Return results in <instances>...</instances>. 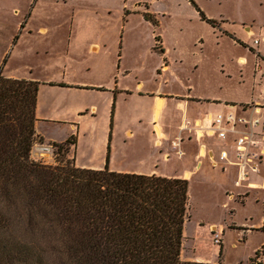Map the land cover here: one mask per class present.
Instances as JSON below:
<instances>
[{
    "label": "crops",
    "instance_id": "crops-1",
    "mask_svg": "<svg viewBox=\"0 0 264 264\" xmlns=\"http://www.w3.org/2000/svg\"><path fill=\"white\" fill-rule=\"evenodd\" d=\"M209 1L228 2L0 0V76L39 83L35 135L48 149L37 155H52V145L72 139L69 154L78 167L181 178L199 189L200 204L188 188L183 261L264 264V42L254 44L264 34V0H239L238 14L235 7L215 12ZM210 26L253 55L233 58L240 75L235 96L204 92ZM220 113L260 118L252 187L238 184L236 141L244 124L225 140L184 128ZM178 136L181 156L172 144Z\"/></svg>",
    "mask_w": 264,
    "mask_h": 264
},
{
    "label": "trees",
    "instance_id": "trees-1",
    "mask_svg": "<svg viewBox=\"0 0 264 264\" xmlns=\"http://www.w3.org/2000/svg\"><path fill=\"white\" fill-rule=\"evenodd\" d=\"M38 90L0 76V264H202L181 258L187 180L31 159Z\"/></svg>",
    "mask_w": 264,
    "mask_h": 264
},
{
    "label": "rangeland",
    "instance_id": "rangeland-1",
    "mask_svg": "<svg viewBox=\"0 0 264 264\" xmlns=\"http://www.w3.org/2000/svg\"><path fill=\"white\" fill-rule=\"evenodd\" d=\"M205 3L213 10H215V12H231L232 8L235 7L236 13H239V0H228V2L225 1L223 5H218L216 1H209ZM217 34H215V30H213V28L211 27L205 37V47L203 54L204 61L202 63L201 71L203 88H206V90L204 91L203 89V91L205 93L216 95L230 94L235 96L237 95L236 87L237 83L239 82L238 79H240V75L238 73L239 67L237 66L235 61H233V58H236L238 54H244L246 56H249L250 60H252L253 55L248 54L247 51L243 50V48L235 45L230 38L223 37L219 33ZM147 37L148 36L145 35V38ZM189 59H191L190 54ZM224 64L225 70H227V72H233V74H235L236 76L235 78L231 79L229 77H226V73L222 72V65ZM250 81H252V77L250 78ZM249 84L250 83L246 85L247 91H250L248 90L250 87ZM37 140L38 138L35 136V141L31 152V159L36 163L57 166L66 164V161H73V158L70 156L69 152L66 154V157L61 154L58 155V147L55 145H52L50 147V149L54 150V153L52 155L45 152L43 154L40 153V155H37V153H39L40 151H47L46 149H48L47 147L42 146L41 141ZM214 176V174L207 173L205 177L207 178V180H211V178H214ZM190 188L189 190H192V197L194 202L199 204L203 202L204 199L203 196L200 195L201 192L199 191V189H197V187L195 189H192V187ZM208 196L211 200V194Z\"/></svg>",
    "mask_w": 264,
    "mask_h": 264
},
{
    "label": "built area",
    "instance_id": "built-area-1",
    "mask_svg": "<svg viewBox=\"0 0 264 264\" xmlns=\"http://www.w3.org/2000/svg\"><path fill=\"white\" fill-rule=\"evenodd\" d=\"M264 42V34L261 37L254 40V44L259 45ZM262 96L264 97V89L262 90ZM250 107L254 108V112H259L260 104L254 103L250 104ZM237 124H244L247 128L246 131L242 133L241 136L237 138L236 145L238 149V164L241 168L238 184H243L248 182L247 186H254L253 183L249 182V177L252 172H258L259 167L257 163H254L256 159L259 158V154L256 151L251 150V146L256 144L254 139V129L260 124V118L257 116H239L234 113L228 114H217L213 118H209L208 122L197 124H187L184 126L185 129L189 131H195L198 138H202L205 135L217 134L219 138L225 140L229 130H234ZM181 136H178L173 142V147L176 149L178 155H183L181 148ZM222 159H228V152L223 150L221 152ZM223 240V230L214 231V241L217 245H220Z\"/></svg>",
    "mask_w": 264,
    "mask_h": 264
}]
</instances>
